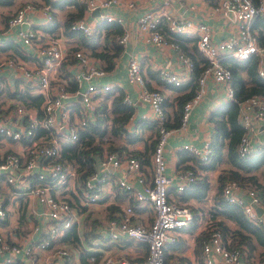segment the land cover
Listing matches in <instances>:
<instances>
[{
	"label": "built area",
	"instance_id": "1",
	"mask_svg": "<svg viewBox=\"0 0 264 264\" xmlns=\"http://www.w3.org/2000/svg\"><path fill=\"white\" fill-rule=\"evenodd\" d=\"M83 5V16L71 22L69 28L84 35L93 33L94 27L85 17L96 9L99 21H113L120 25L121 33L117 42L124 46L128 40L127 28L121 18L103 10L124 3L134 6L132 0H78ZM148 7L135 17V28L144 42L155 47H170L175 52L177 69L159 67L157 77L165 84L178 86L184 84L193 70L192 59L180 50L179 43L164 34H183L193 39L196 50L204 60L194 78L193 94L180 107L178 123L173 128H165V115L162 109L163 95L155 88H147L140 72L136 56L130 53L125 62V79L144 103L149 114L142 117L156 122L157 134L149 155L148 175L141 170L136 158L127 156L124 151H103L95 162L96 170L81 181L74 167L60 160L61 141H73L76 132L87 120H92L93 108L101 95L112 91L116 86L101 83L99 79L105 71L96 61L79 50L70 53L72 62H67V51L62 47L60 36H49L36 26L30 25L27 13L36 9L45 21L52 16L48 5L36 7L24 3L5 21V32H12L22 46H34L37 64L27 67L17 55L0 57V75L3 70L17 73L19 91L31 90L29 94L41 97L39 107L24 106L11 97L9 103L0 106V224L6 221V206L1 195L6 191L9 197H24L26 210L34 216L28 219L31 231L15 237H8L0 230V264H11L12 255L20 254L26 264H54L67 257V249L57 246L51 249L50 243L62 231L74 224L80 227L82 213L75 211L64 198L66 190L76 194L81 206L98 202L115 189L132 196L136 207L145 208L151 213L148 224L140 222L131 205L125 204L114 215L105 220L107 238L110 241L129 239L143 245L144 258L135 264H182L179 261H165L164 248L176 241L178 231L190 224V208L175 196L168 193L171 179L165 175L164 145L169 135L183 131L188 123L191 110L204 98L209 86L217 99L233 100L230 71L220 61L226 57L245 59L256 57V73L264 80V44H258L256 32L250 28L254 19L264 22V0H206L207 16L222 15L232 27L230 34L214 38L213 28L193 15L173 13L169 9L170 0H146ZM226 10L231 11L232 18ZM86 15V16H85ZM21 24H25L21 27ZM1 27V26H0ZM69 68L68 78H51L61 64ZM71 66V67H70ZM74 82V90L68 91L66 83ZM0 77V90L3 88ZM23 89V90H20ZM71 97L77 100V108L71 111ZM121 102L131 105L127 95L122 94ZM236 120L242 132L236 145L241 158L264 151V140L256 137L257 127L264 130V97L250 95L236 101ZM132 113L129 116L131 118ZM37 128L47 132V139L35 137ZM7 142V143H6ZM3 143V144H2ZM16 143L15 149L2 145ZM204 162L210 155L209 137L199 145L183 143L178 147ZM118 173V174H115ZM113 175V180L108 178ZM173 178L174 190L180 192L195 180L190 169L178 168ZM136 183V184H135ZM63 185V188L57 189ZM221 195L228 203L237 205L248 222L257 224L264 234V201L254 189L238 185L235 181H225L221 185ZM37 202L39 209L33 208ZM255 207H260L257 213ZM208 216V215H207ZM45 218V219H44ZM205 222V229L207 228ZM15 234V231L9 230ZM95 246L96 242L91 241ZM200 254L203 264H264L263 261L249 259L245 248L226 247L217 229L210 228L208 236L201 242ZM16 260L13 262L16 264ZM19 264H21L19 262ZM99 264H131L124 255H106Z\"/></svg>",
	"mask_w": 264,
	"mask_h": 264
},
{
	"label": "trees",
	"instance_id": "2",
	"mask_svg": "<svg viewBox=\"0 0 264 264\" xmlns=\"http://www.w3.org/2000/svg\"><path fill=\"white\" fill-rule=\"evenodd\" d=\"M41 1V5H48L50 7L49 10L52 16L51 28L55 29L60 27L64 33L74 36L76 39L77 46L72 47L67 52L68 63L73 60L70 53L82 47L84 48L83 53L93 58L102 70L105 72L112 70L114 58L117 57L122 50V46L117 42V37L121 33L119 24L113 21H101L95 25L93 33L84 35L79 31L69 28L71 22L83 16V5L78 0ZM8 2L9 0H0V5L7 4ZM53 2H56L55 5ZM60 3L71 4L73 8L65 12L63 17L59 20L54 14V9L61 7L59 5ZM10 15L11 14L7 15L4 20L6 21ZM250 28L256 32L257 43L264 44V22L254 19ZM162 30L166 36L175 39L179 43L180 50L193 61V70L190 73V78L184 84L178 86L165 84L157 77L155 71H148L149 75L157 84L161 87L171 86L173 91L176 92V95L171 99L172 103L169 110L165 108L166 97L164 96L161 105L165 115L163 121L165 128H173L178 123L182 103L193 94L195 88L194 78L199 66L204 64V60L196 50L192 37L170 33L164 30L163 26ZM186 42H190V49H186ZM8 46H12L14 52L20 53L21 49L17 45L8 43ZM64 63L65 62L61 64L60 68L62 69V75L67 79L69 75L64 69ZM220 63L230 71L233 100L220 101L207 115V121L212 126V130L209 134L210 155L208 159L202 162L191 153H186L188 159H193L204 169H214L218 164L223 165L216 176L217 187L213 194L214 205L205 211L204 215L209 230L205 229V231H202L195 238V247H199L201 242L208 236L210 228L215 227V229L219 231L222 242L226 247H243L246 250L247 258L263 261V232L257 224L248 222L245 219L237 205L228 203L223 199L221 195V185L225 181H235L242 187L254 189L264 201V151H259L243 158L239 157L236 152L238 138L242 132L236 120V101L250 95H261L264 97V80L256 73V57L254 55L240 60L233 57H226L223 58ZM145 84L147 88H153L148 81ZM74 87V82L68 81L66 83L68 91H73ZM155 89L161 92L160 89ZM27 92V89H25V92L19 90L10 92L6 90L4 91V97H12L16 103L24 106L31 105L36 108L39 107L41 97L38 94L31 95ZM121 97L122 90L117 87L101 95L93 108L92 120H87L83 126L78 128L76 138L73 141H61L59 145V159L69 162L74 167L78 180L81 181L96 170L95 162L103 151H124L127 156L136 158L141 170L145 175H148L149 155L157 134L156 122L153 120L145 122L150 128V131L155 132L152 138L148 137L144 139L140 135L141 131L137 133L135 131L126 130L124 125L129 121V116L133 109L130 105L122 103ZM142 126L143 125H140V127ZM35 134V137L42 136L44 139L48 138L47 132L41 128H37ZM136 142L141 143V149L129 150L126 147L127 144ZM184 169L192 170L195 175L192 166H185ZM193 183L192 185H188L186 191L183 192L184 195L181 196L182 200L189 198L199 200L204 196L207 186L206 176L203 175L195 179ZM61 188H63V185L57 187V189ZM62 192H66L67 195L64 198L70 206L75 211L82 213L81 218L84 228L77 230L75 225L72 224L65 228L62 233L57 235L50 243V246H64L67 249V257H65L62 262H56L54 264H73L72 260L74 256H76L79 264H99L103 260L104 255L101 248L100 251L91 249L93 247L91 240L92 238L98 237L106 239L107 235L106 237L102 236L104 232L101 222L90 218V212L86 210L87 206H81L78 203L79 199L76 194H73L70 190ZM114 192V198L122 197L126 199V204L131 205L133 211H138L136 201L131 195L125 192H119L116 189ZM104 200L105 196L98 201ZM119 210L120 207L116 203L111 202V204H107L104 208V221L114 218V215ZM190 210L192 212L191 208ZM194 220L195 217L192 212V220L190 223ZM98 225H101L99 228H101L102 234L95 229ZM95 246H97V242ZM144 255L145 251L139 260H142ZM199 259L201 258L199 257ZM164 260L166 261L165 258ZM199 264H202V262L199 261Z\"/></svg>",
	"mask_w": 264,
	"mask_h": 264
},
{
	"label": "crops",
	"instance_id": "3",
	"mask_svg": "<svg viewBox=\"0 0 264 264\" xmlns=\"http://www.w3.org/2000/svg\"><path fill=\"white\" fill-rule=\"evenodd\" d=\"M134 6L128 8L124 3H120L117 7H112L108 10H103V12H108L113 14L114 16H118L121 18L122 24L127 28L128 31V40L122 46L121 53L114 58V64L111 71L105 72L97 81L101 83H106L108 85L116 86L122 90V94L128 96L131 100L132 107V115L129 121L124 125L126 130L140 132V135H144L150 131V128L147 126L145 122H148L146 118H143V114H149L151 116V112L148 110L147 106L138 100L136 90L130 86L125 79V62L127 56L132 53L136 56L139 65L140 72L145 80V83L148 81L151 87L158 88L161 90V94L166 97L165 100V108L167 110L171 107V99L176 95V92L173 91L171 86L161 87L156 83L154 79L149 75L148 71H155L159 67H164L168 69H177L176 64V56L174 50L170 47H155L149 43L144 42L141 34L135 28V17L144 9L148 7V2L146 0H132ZM24 3H30L36 7L42 6L41 0H9L7 4L0 5V57L8 56V55H17L24 62L27 67H33L37 64V55L35 54V47L28 46L24 47L18 43V40L13 36L12 32H5V23L4 19L7 15L12 14L15 9L20 7ZM54 5L56 2H53ZM61 7L58 9H54V14L57 19H61L65 12L71 10L73 7L71 4L60 3ZM169 9L173 13H180L182 15H193L197 19H201L207 22L213 28V36L214 38L225 37L230 34L229 30L233 28L228 26V20L225 19L220 14H215L213 16H207V3L206 0H170ZM50 8V7H49ZM53 10V9H52ZM94 12L89 15H85V21L90 25L95 27L97 23H100ZM177 13V14H178ZM27 18L30 25L36 26L42 30L44 35L49 36H60V40L62 42V47L64 50L68 52L72 47L77 46V42L74 36H70L60 27L55 29L51 28V20L45 21L43 17L37 12L36 9L27 13ZM8 43H13L17 45L21 50L20 53L14 52L13 47L8 46ZM190 42H186V49L189 48ZM4 47V48H2ZM82 49V50H81ZM79 51L83 53V49L81 47ZM184 53V52H183ZM185 54V53H184ZM71 67V66H70ZM66 72L69 71V68H64ZM2 83L4 84L3 88L0 91V106H3L5 103H9L7 99L11 97H4V91H13L19 90L20 86H18L17 73H12L6 70L2 71ZM63 76L62 69L59 68L57 71L51 74V78H55ZM19 87V88H18ZM23 90V89H20ZM27 91L31 93V90ZM209 93L208 97L207 94ZM34 95V94H31ZM72 105L71 111L75 110V105L77 108V100L71 97ZM221 100L217 99L212 91V87L209 86L207 89V93L204 98L191 110L188 123L186 128L178 133H173L168 136L166 140V144L164 145L163 154L165 157L166 165L164 169V173L167 177L172 178L171 184L168 185V193L171 196L177 197L180 203L188 206L192 209L195 220L188 224L185 228H182L178 231V235L176 241L173 243H169L164 248V258L166 261H179L182 264H199V261L202 262L201 254H200V246L195 247V238L202 232L205 231V221L202 216L205 214L211 206L214 205L213 194L217 187L216 176L221 167L216 166L214 169H204L200 167L193 159L190 160L186 156L188 151L179 150L178 147L183 143H192L194 145H199L201 141L209 137V134L212 130L211 124L207 121V115L209 111L216 106ZM140 125H143L140 127ZM256 137L264 140V130L261 127H257ZM7 143V142H6ZM140 142H136L133 144H127L126 147L130 149H140ZM3 144V143H2ZM7 145V146H6ZM2 145L3 148L6 149H15L16 143ZM8 145L14 146L13 148L8 147ZM179 162V165H178ZM185 166H192V169L195 171V179L200 178L201 176H206L207 186L205 189V194L201 199L189 198L186 200H182L181 196L184 195V191L188 185L194 184L193 182L186 185V187L177 192L174 190V182L173 178L175 170L179 168H185ZM118 174V173H115ZM113 180V175L108 178V181L111 182ZM136 184V183H135ZM2 197L4 198L6 210V221L3 224H0V230H2L5 235L8 237L19 236L23 233H30L34 236V232L31 231V227L28 223V219H33L34 216L31 214L30 210H26L28 205H26V201L24 197L18 196L9 197L6 191L2 190ZM181 198V199H180ZM111 202L116 203L120 208L126 204V199L120 197H115L111 195L110 192L105 195L104 201H98L96 203H92L86 207V210L90 212V218L96 219L101 222L103 226V234L101 233V225L96 226V231H99L102 236L106 237V228L104 221V208L107 204H111ZM32 207L39 209L40 205L34 201ZM136 211L137 219L143 224H148L150 220L149 212L145 208H138ZM14 213V214H13ZM82 215V214H81ZM200 217H199V216ZM45 219V218H44ZM84 228L82 222L80 224L79 229ZM9 230L15 231L10 232ZM92 240L97 242V246H93L91 249H97L102 253L104 257L106 255H124L127 257L131 264H135L140 261L141 255L144 253L143 245L138 242H134L129 239H124L122 241H110L107 237L102 238H92ZM91 240V241H92ZM13 261L11 264H14L16 260H18L21 264H26V260L20 254L12 255ZM19 262H16L19 264ZM73 264H79L77 259L72 260ZM203 264V263H202ZM216 264L218 262L216 261Z\"/></svg>",
	"mask_w": 264,
	"mask_h": 264
},
{
	"label": "rangeland",
	"instance_id": "4",
	"mask_svg": "<svg viewBox=\"0 0 264 264\" xmlns=\"http://www.w3.org/2000/svg\"><path fill=\"white\" fill-rule=\"evenodd\" d=\"M208 95H209V93L207 94V97H208ZM154 133L155 132H151V131H149L148 133H145L144 135H142L141 137H143L144 139H146V138H148V137H150V138H152V137H154ZM139 145H140V149H141V143H138ZM7 146V145H6ZM8 147H11V148H13L14 146H12V145H8ZM166 165V164H165ZM217 166H219V167H223V165L222 164H218ZM220 168V169H221ZM135 212V211H134ZM14 214V213H13ZM135 214H136V212H135ZM149 215H150V218H151V213H149ZM205 215V214H204ZM202 216V218H204L205 216ZM204 221H205V218H204ZM206 222V221H205ZM77 230H79V226H78V228H77ZM58 246V245H57ZM57 246L56 245H53V247L51 248V249H55V248H57ZM120 256V255H119ZM77 258H76V256H74V260H76Z\"/></svg>",
	"mask_w": 264,
	"mask_h": 264
},
{
	"label": "water",
	"instance_id": "5",
	"mask_svg": "<svg viewBox=\"0 0 264 264\" xmlns=\"http://www.w3.org/2000/svg\"><path fill=\"white\" fill-rule=\"evenodd\" d=\"M94 12H97V10L95 9V10L93 11V13H94ZM226 13H227L228 17L232 18V13H231V11L226 10ZM20 26H21V27H24L25 24H21ZM255 210L257 211V213H259V212H260V207H255Z\"/></svg>",
	"mask_w": 264,
	"mask_h": 264
}]
</instances>
